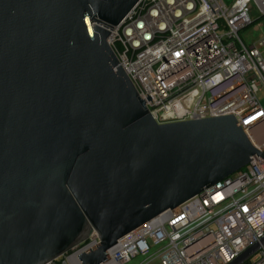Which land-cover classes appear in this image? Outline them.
Listing matches in <instances>:
<instances>
[{
	"label": "water",
	"instance_id": "obj_1",
	"mask_svg": "<svg viewBox=\"0 0 264 264\" xmlns=\"http://www.w3.org/2000/svg\"><path fill=\"white\" fill-rule=\"evenodd\" d=\"M139 1L0 0V264H48L94 232L79 257L102 264L137 227L264 157L234 114L157 122L108 42Z\"/></svg>",
	"mask_w": 264,
	"mask_h": 264
},
{
	"label": "built area",
	"instance_id": "obj_2",
	"mask_svg": "<svg viewBox=\"0 0 264 264\" xmlns=\"http://www.w3.org/2000/svg\"><path fill=\"white\" fill-rule=\"evenodd\" d=\"M140 0L110 32L119 63L160 124L234 114L264 153V37L248 45L251 3ZM257 159H256V157ZM137 227L102 264H229L264 237V157ZM87 241L48 264H83ZM249 264H264V245ZM246 264V263H245Z\"/></svg>",
	"mask_w": 264,
	"mask_h": 264
},
{
	"label": "rangeland",
	"instance_id": "obj_3",
	"mask_svg": "<svg viewBox=\"0 0 264 264\" xmlns=\"http://www.w3.org/2000/svg\"><path fill=\"white\" fill-rule=\"evenodd\" d=\"M231 5L235 0H225ZM251 16L257 23L244 28L240 35L248 45L258 43L264 37V15L261 14L254 1L251 3ZM259 98L264 102V91L259 92Z\"/></svg>",
	"mask_w": 264,
	"mask_h": 264
},
{
	"label": "trees",
	"instance_id": "obj_4",
	"mask_svg": "<svg viewBox=\"0 0 264 264\" xmlns=\"http://www.w3.org/2000/svg\"><path fill=\"white\" fill-rule=\"evenodd\" d=\"M258 22V20L257 21H255L253 24H255V23H257ZM250 263V261H247L246 262V264H249Z\"/></svg>",
	"mask_w": 264,
	"mask_h": 264
}]
</instances>
